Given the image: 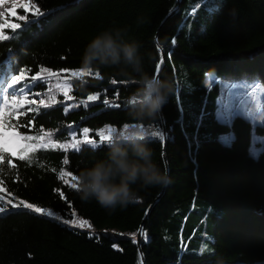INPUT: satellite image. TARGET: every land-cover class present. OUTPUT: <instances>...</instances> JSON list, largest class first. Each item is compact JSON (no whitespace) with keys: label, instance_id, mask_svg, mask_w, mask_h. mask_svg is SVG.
<instances>
[{"label":"trees","instance_id":"1","mask_svg":"<svg viewBox=\"0 0 264 264\" xmlns=\"http://www.w3.org/2000/svg\"><path fill=\"white\" fill-rule=\"evenodd\" d=\"M34 2L45 15L27 30L21 22L16 39L0 41V83L5 79L7 65L3 62L9 51L15 62L12 71L31 69L24 83L31 84V76L40 68H49L58 76L43 74L45 79L31 86L28 97L34 103L25 102L16 108V115L8 117L17 125L15 131L43 137V141L27 142L35 145L47 142L48 132L54 142L71 143L72 135L83 139L85 127L97 141L96 131L105 125L123 127L128 122L125 101L137 85L121 82L123 78L111 67L97 66L83 80L71 72L82 68L84 49L100 31L128 28L129 36L142 45L144 69L150 75L160 73L174 87L162 119L145 125L166 133L164 141L153 136L148 140L156 163L168 170L171 183L140 189L137 203L109 214L95 200L82 201L75 189L58 178L62 169L78 176L86 164L103 157L106 144L98 150L83 145L79 152L38 148L28 153L30 162L19 160V154L5 153L0 187L6 191L0 195L51 209L61 219L23 209L0 214V264H141L140 251L144 264H264V154L256 160L238 156L218 141L230 129L215 121L217 95L210 77L246 76L264 86V0H205L194 16L189 13L198 0ZM17 13L26 14L23 9ZM140 18L143 23L138 22ZM4 32L12 34L7 28ZM113 79L115 85L110 83ZM54 84H71L73 99L56 91ZM94 93H100L99 99L87 101ZM53 95L57 102L50 107L40 103L48 104ZM28 97L18 95L17 100ZM104 99L110 104L104 105ZM202 107L210 115L199 129V148L194 144L189 148L187 137ZM231 131L246 139L251 137L252 125L243 119ZM255 133L264 138V125L256 124ZM65 157L67 165L63 164ZM77 218L88 220L92 228L63 223ZM141 227L147 240L140 237L139 251Z\"/></svg>","mask_w":264,"mask_h":264},{"label":"clouds","instance_id":"2","mask_svg":"<svg viewBox=\"0 0 264 264\" xmlns=\"http://www.w3.org/2000/svg\"><path fill=\"white\" fill-rule=\"evenodd\" d=\"M139 23H143L140 18ZM141 43L129 36L128 28H109L100 31L86 45L82 67L97 66L116 69L123 83L137 85L126 99L128 122L113 132L106 141L103 157L85 165L74 180L82 201L95 200L112 214L119 207L126 209L137 203L140 189L166 187L171 183L167 169H161L154 159L148 137L153 130L145 125L160 118L173 84L144 69Z\"/></svg>","mask_w":264,"mask_h":264},{"label":"snow or ice","instance_id":"3","mask_svg":"<svg viewBox=\"0 0 264 264\" xmlns=\"http://www.w3.org/2000/svg\"><path fill=\"white\" fill-rule=\"evenodd\" d=\"M12 7L7 9L6 11H0V41H9L16 39L19 35L17 30L22 28L23 22V29L27 30L32 23H37L38 17L44 16L45 13L41 11L40 7L34 0H10ZM6 0H0V6L4 5ZM205 3V0H198V3L193 5L192 11L189 15L194 16L195 11L198 10V7ZM17 8L23 9L26 14L20 15L17 13ZM209 11H212L210 8ZM31 14L32 19H29V15ZM19 21V22H16ZM10 29L11 35L5 34L4 29ZM175 39L172 40V44L175 45ZM171 55V53H169ZM7 65V69L3 72L5 79L2 83H0V103L3 106H0V165L5 163V153H9L12 157H15L19 154V160L21 161H29L30 157L28 155L29 152H35L38 148H59L67 151L68 149H74L77 152L81 150V144L85 146H91L93 149H99L102 145L105 144L106 141L110 140L114 131H116V127L111 125H105L104 128H101L97 131L96 135L99 137V141L91 139L89 137V133L92 131L91 129L85 127L82 129L83 132V139H77L75 135L71 137V143H59L54 142L52 140V133L48 132L45 133L47 136V142H41L39 144H31L27 143L28 141L39 139L43 141V137H32L26 136L18 131H15L17 128L16 124H13L9 121L8 117L16 115V108L18 106L22 107L25 102L27 103H34V101H27V100H17L18 95L26 96L27 92L30 91L31 86L34 85L38 80L45 79L43 74H48L49 76H58V73L52 72L49 68H40L36 75L31 76V84L24 83L23 81L26 79V73L30 72V68H18L17 72L12 71L14 66L13 60V53L9 51L7 59L3 62ZM160 63H163V58H161ZM157 72H159V65H157ZM93 70H87L85 68H80L71 72V76L83 80L86 75H91ZM97 77L100 76L99 72L95 73ZM111 84L115 85L117 81L115 79L110 81ZM213 83L222 84L223 87L221 88L220 94L216 100V110L214 113L215 121L217 124L221 126L229 127L230 131L226 134L220 135L218 137V141L225 146L226 148H231L233 143L235 142V133L231 131L232 122L234 118L241 113L243 110L244 114L248 117L252 118L256 121L252 125V132H251V141L250 146L248 148V156L250 159L256 160L262 154H264V138L258 137L255 133L256 124L264 125V115L260 116L258 120L251 111H248L244 108L242 98L240 95L234 91L235 89H239L241 87H247V85H240L236 83L225 84L222 80L217 78L213 81ZM60 91L63 92V95L67 99H73V97L69 96V92L72 90L71 84H63L57 85ZM225 90H227V94H225ZM117 98L119 97V92H116ZM100 93H94L87 96V101H95L99 99ZM11 100L12 104L9 105L8 101ZM179 103V97H177ZM87 101H84V106L88 107ZM237 101H240L239 103ZM55 95L49 97V103L45 104L43 100L40 101L44 107H50L51 104L56 103ZM104 105H109L110 102L108 99L103 100ZM112 107L119 108V104H113ZM9 108L10 111H6L5 109ZM29 111L37 112L39 109H29ZM181 111V123L183 117V108L180 109ZM67 112V108H65V113ZM210 115L206 112V110L202 107L199 116L196 118L195 127L191 136L187 137L189 140V148H192L193 144L198 149L200 146V135L199 129L203 127V120L204 118ZM127 127V125H124ZM153 137H158L160 141H163L166 137V133L163 130L157 129L153 132ZM205 139H208L205 136ZM260 145L257 147V145ZM11 164V161H8ZM69 163L67 157L64 158L63 164L67 165ZM13 168L15 165H11ZM3 169L0 168V172ZM52 171H56V169H52ZM66 177H70L71 181L76 180L77 176L73 174L71 171L61 170L58 173V178L66 185H69L72 189H76V185L73 182H70L69 179ZM0 185H3V181L0 180ZM6 191L3 187H0V192ZM61 199H66L65 194L60 189H56ZM9 196L12 195L11 192L8 193ZM30 210L33 213L42 214L47 217H54L57 220H60L61 217L52 211L51 209L44 208L37 206L34 203H30L26 200L20 199L18 202H14L13 199H5L3 195H0V214H4L9 212L10 210ZM73 215L75 212L73 211ZM64 224L72 225L76 228L84 229L88 228L91 229V223L86 219H66L63 220ZM140 235L147 240L146 232L141 228ZM133 241L135 242V234L133 235ZM113 247H117L115 244ZM205 251L204 248L200 249V252L203 253ZM142 264V261H141Z\"/></svg>","mask_w":264,"mask_h":264},{"label":"rangeland","instance_id":"4","mask_svg":"<svg viewBox=\"0 0 264 264\" xmlns=\"http://www.w3.org/2000/svg\"><path fill=\"white\" fill-rule=\"evenodd\" d=\"M11 7H12V4H11L10 0H7L4 5L0 6V11H6L7 9H9ZM18 9L19 8H17L16 10H18ZM210 77H211L212 82L218 78L216 75H213V74L210 75ZM221 80L225 84L236 83V84H240V85H247V87H241L239 89H235L234 91H236L240 95V97L242 98L244 108L247 109L248 111H251L254 114V116L256 117V120H258L260 116L264 115V86L263 85L258 84L255 79H250L249 77H246V76L241 77V78L240 77H238V78L224 77V78H221ZM53 86H54V89L56 91L63 94V92L60 91L59 88H57L56 84H54ZM212 87L214 88V91L218 97L223 85L218 84V83H214ZM225 94H227V90H225ZM28 96H29V91L27 92V95L23 96V97L26 98ZM32 97H34V96H32ZM30 99L31 98H29V97L27 98L28 101ZM237 102L239 103L240 101H237ZM243 119L250 122L251 125L256 123L255 120H253L252 118L245 115L243 110H241V113L234 118V120L232 122V127L234 125H237ZM121 128H116V129L119 130ZM97 131H96V133H97ZM250 141H251V137L246 138V139H243L241 137H235V142L233 143L231 148L234 151V153L238 156H248V148L250 146ZM82 146H83V144H81V147ZM259 146L260 145L258 144L257 147H259ZM72 150H74V149H72ZM74 151H76V150H74Z\"/></svg>","mask_w":264,"mask_h":264},{"label":"water","instance_id":"5","mask_svg":"<svg viewBox=\"0 0 264 264\" xmlns=\"http://www.w3.org/2000/svg\"><path fill=\"white\" fill-rule=\"evenodd\" d=\"M162 56L164 57V54H163V53H162ZM157 75L159 76L160 73H158ZM160 117H161V116H160ZM161 119H162V117H161ZM163 161H164V163L166 164V156H165V152H164V151H163ZM141 228H142V227H141ZM141 228H140V230H141ZM140 230H139V232H138V236H137V242H138V248H139V251H140L139 240H140V237H141V235H140ZM140 256H141L142 264H144V258H143V255H142L141 251H140Z\"/></svg>","mask_w":264,"mask_h":264},{"label":"bare ground","instance_id":"6","mask_svg":"<svg viewBox=\"0 0 264 264\" xmlns=\"http://www.w3.org/2000/svg\"><path fill=\"white\" fill-rule=\"evenodd\" d=\"M98 140H99V137H98ZM164 141V140H163ZM163 151H164V144H163ZM140 259H141V257H140Z\"/></svg>","mask_w":264,"mask_h":264}]
</instances>
